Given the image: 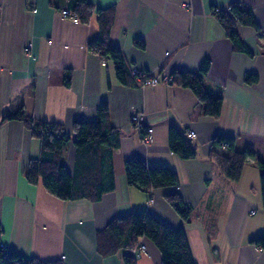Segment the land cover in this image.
<instances>
[{
    "label": "crops",
    "instance_id": "crops-1",
    "mask_svg": "<svg viewBox=\"0 0 264 264\" xmlns=\"http://www.w3.org/2000/svg\"><path fill=\"white\" fill-rule=\"evenodd\" d=\"M91 1L99 8L116 7L110 39L129 66L162 78L177 69L196 71L209 60L205 83L222 96L221 115L205 116L188 88L121 84L112 64L103 65L88 49L99 32L96 16L89 24L64 18L67 0H54V5L50 0H0V121L22 108L34 119L63 123L71 132L78 120L95 121L98 106L107 102L111 126L120 131L115 189L98 202L61 201L26 179L29 161L39 156V141L20 121L0 123L1 242L19 255L64 264H126L124 251L109 257L99 253L97 232L115 217L145 211L185 231L196 264H264V248L252 243L264 235L256 168L264 161V51L255 29L241 24V48H235L213 12V7L227 9L238 2L251 10L264 32V0ZM135 40L145 47H136ZM67 69L72 71L70 88L63 83ZM249 74L255 79L247 83ZM134 112L143 113L145 129L131 122ZM171 124L187 135L195 133V157L184 160L171 151ZM148 127L154 129L151 142L145 140ZM216 136L232 137L237 150L250 152L238 182L208 158ZM134 157L167 166L179 184L151 194L130 186L124 163ZM74 162L69 143L65 163L71 173ZM170 194L192 208L189 222L167 202ZM138 264H161L158 248L146 245Z\"/></svg>",
    "mask_w": 264,
    "mask_h": 264
},
{
    "label": "trees",
    "instance_id": "trees-1",
    "mask_svg": "<svg viewBox=\"0 0 264 264\" xmlns=\"http://www.w3.org/2000/svg\"><path fill=\"white\" fill-rule=\"evenodd\" d=\"M54 5V0H50ZM213 7V12L226 31L235 48H241L238 25L250 26L257 32L258 46L264 51V32L257 25L255 17L248 8L240 3H232L229 9ZM77 16L79 22L89 24L96 16L98 36L88 43V49L112 64L121 84L142 85L131 76V68L123 51L111 43V32L116 18V7H96L91 0H67V8ZM138 48L145 43L135 40ZM244 52L251 54L249 49ZM210 70V61L205 60L196 70L177 69L169 75L171 81L166 84L190 89L197 98L198 105L207 117L217 119L223 107V98L211 92L205 83ZM150 75L151 73L143 70ZM255 76L246 75V82L253 81ZM64 86L71 87L72 71L67 69L63 78ZM17 120L22 122L31 135L39 141V156L29 161L26 167V179L32 185L42 184L44 189L61 201L87 199L98 202L102 197L115 189L114 154L119 148L120 131L111 126L110 108L102 102L97 108L95 121L78 120L69 132L60 122H49L34 119L26 115L21 108L15 113H7L1 124ZM72 143L75 149L74 170L71 173L65 163L67 146ZM169 147L181 159L188 160L196 155V146L185 132L171 124L169 128ZM250 152L236 149L235 139L227 136H216L212 139L208 158L220 169L222 174L233 182L241 179L243 169L248 162ZM127 183L148 194L153 190L179 184L178 176L163 165H147L143 160L134 157L124 163ZM260 191L264 203V161H258ZM151 196V195H150ZM167 202L185 221L192 218V208L185 204L178 194H170ZM3 229L0 224V243ZM142 238L150 240L161 254V264H196L194 262L187 235L183 229H174L145 211L132 212L125 216L115 217L97 232V248L104 257L124 251L126 264H134L132 251ZM264 248V235L252 241ZM0 264H64L62 259L42 260L37 257H25L0 247Z\"/></svg>",
    "mask_w": 264,
    "mask_h": 264
},
{
    "label": "built area",
    "instance_id": "built-area-1",
    "mask_svg": "<svg viewBox=\"0 0 264 264\" xmlns=\"http://www.w3.org/2000/svg\"><path fill=\"white\" fill-rule=\"evenodd\" d=\"M229 9V7L227 8ZM219 8H217V11ZM61 15L64 18H70L74 22H79V19L77 16L73 15L68 9H64L61 12ZM103 65H106V60L103 61ZM131 76L139 81L142 85H156L160 82L163 83H169L171 81L170 76H164L162 78H159L154 75H147L146 72L143 70L137 68L136 66H133L131 68ZM131 122L140 130L145 129L144 123H145V118L143 113L141 112H134L131 115ZM147 135L145 136L146 142H151L152 137H153V131L154 129L151 127H148L146 129ZM190 139H192L195 136V133L193 131L189 132L187 135ZM0 247L6 248L3 243H0ZM142 254H146V245L143 242H138L135 246V248L132 251V257L134 260V264H138V260L141 258Z\"/></svg>",
    "mask_w": 264,
    "mask_h": 264
},
{
    "label": "rangeland",
    "instance_id": "rangeland-1",
    "mask_svg": "<svg viewBox=\"0 0 264 264\" xmlns=\"http://www.w3.org/2000/svg\"><path fill=\"white\" fill-rule=\"evenodd\" d=\"M144 242H145L146 245H148V244L153 245V243L150 240H148V239H146Z\"/></svg>",
    "mask_w": 264,
    "mask_h": 264
}]
</instances>
